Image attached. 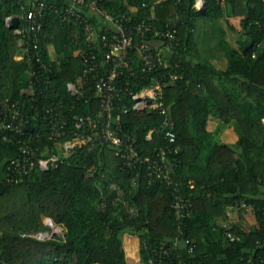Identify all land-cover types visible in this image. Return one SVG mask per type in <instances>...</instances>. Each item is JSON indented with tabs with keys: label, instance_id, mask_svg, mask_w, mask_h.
<instances>
[{
	"label": "trees",
	"instance_id": "obj_1",
	"mask_svg": "<svg viewBox=\"0 0 264 264\" xmlns=\"http://www.w3.org/2000/svg\"><path fill=\"white\" fill-rule=\"evenodd\" d=\"M32 2L0 0V104L7 98L24 104L26 118L35 129L29 134L41 146L39 155L46 157L58 153L59 142L76 140V117L98 116L100 105L91 80L83 82L77 95L68 90V82L77 81L82 70L77 53L84 45L79 24L63 21L50 7L45 9L37 56L50 65L51 73L40 69L33 38L16 34L7 25L8 16H24ZM195 2L103 0L107 11L118 16L131 14L135 23L150 17L158 29L173 24L178 28L176 43L184 49V58L177 52L167 55L181 64L182 76L163 86L162 98L174 121L176 145L180 146L174 168L179 185L149 183L141 165L137 168L138 182L133 184L131 178L137 170L119 165L115 146L88 127L85 134H92V138L87 137L85 144L61 156L57 166L7 182V166L17 157L18 148L0 132V258L5 264H127L125 232L140 235L147 261L160 238L177 234L179 222L172 204L180 195L190 197L193 203L192 214L183 222L185 236L196 246L192 253L184 246L179 254L173 253L174 264H247L251 255L255 261L264 258V0H205L203 9L195 7ZM228 15L244 16L240 41L244 37L246 40L240 42V48L230 44L223 30L222 20ZM24 25L21 18L20 27ZM19 40H23L22 59L15 58L20 52ZM52 43L54 55L50 52ZM28 46L34 55L32 61L24 51ZM215 49L226 56L225 69L213 63ZM128 56L131 61L120 80L128 89L116 102L113 122L122 126L125 134L136 136L142 155H154L167 143L164 117L157 108L135 110L129 91H140L152 83L153 77L169 74L173 68L160 67L150 74L131 76L132 68L141 71L140 58L134 50ZM32 66L37 73L31 79ZM48 75L50 82L45 84ZM214 78L228 86H221ZM31 80L33 95L26 91ZM45 85L50 90L48 97L40 94ZM52 101L61 104L68 125L60 135L49 139L44 110ZM228 102L233 104V115L244 124V135L236 146L221 144L210 151L209 115ZM150 130L153 132L148 137ZM38 132L40 137H36ZM204 152L209 161L201 167L198 160ZM92 166L94 175L89 176L87 171ZM112 183L124 191L122 197ZM261 191L263 195L259 196ZM241 199L255 207L257 227L248 232L232 228L237 239L230 241L215 223L226 215L229 205ZM126 201L137 209L128 210ZM42 216L61 225L66 236L55 235L48 240L24 237L23 232L50 230Z\"/></svg>",
	"mask_w": 264,
	"mask_h": 264
},
{
	"label": "built area",
	"instance_id": "obj_2",
	"mask_svg": "<svg viewBox=\"0 0 264 264\" xmlns=\"http://www.w3.org/2000/svg\"><path fill=\"white\" fill-rule=\"evenodd\" d=\"M21 1V0H17ZM205 0H196L195 7L203 9ZM52 8L59 12L63 21H73L80 25L82 30L83 46L77 50L80 56L82 70L77 81L68 82V90L71 94L81 93L83 82L91 80L95 83L96 96L99 100L100 112L98 116L87 115L76 117L75 125L77 129V138L74 141L59 142L57 144L58 153L52 152L49 156H40L41 146L36 142L35 136L29 134L25 124L29 121L24 112V104L18 99L7 98L0 104V132L4 139L17 146L18 155L12 158L7 166L6 181L17 182L22 177L30 175L34 171H46L51 166H57L61 156L71 154L76 145H82L87 142L85 130L88 127L94 135L101 137L103 140H109L116 149V155L119 156V165L137 170L136 175L131 178L133 184H137L140 170L138 166H144L149 183L157 181L168 185H179L175 178L174 168L176 165V154L180 146L176 145L177 134L174 130V121L169 115V109L163 100V86L177 80L182 76L180 73L181 64L172 62L167 55L172 49L178 47L177 35L178 28L176 24L166 29H158L150 22V17L140 19L137 23L133 22L131 14L114 15L107 11L103 5V0H34L29 6H26L25 15L20 17L25 20L23 27L14 28L16 34L26 33L33 38L32 47L36 56L40 54L39 33L44 29L43 17L45 9ZM94 11L102 18V25L98 26L92 18L82 9ZM13 16L7 17V24ZM23 40L21 41V45ZM30 47H25L24 51L28 52V61H32L34 55L29 53ZM134 50L140 58L139 69L136 72L132 68L130 75L136 76L139 73L150 74L155 69L173 68L169 74H164L160 78L153 77L152 83L142 88L140 91H129L133 96V108L142 111L148 108H157L163 115V126L165 127V139L167 143L157 149L154 155H142L137 148L136 136L126 133L122 126L114 125V112L116 102L123 97L128 88H124L120 81L125 74L124 67H127L131 61L129 51ZM168 52V53H166ZM23 56L21 57V59ZM40 69L51 73L46 62L41 56L36 57ZM37 70L32 66L30 78L36 75ZM50 75L44 80L45 84L50 82ZM128 83V82H127ZM30 95L35 93L33 81L26 90ZM47 85L40 90L43 97L49 96ZM54 101L48 105L44 113L49 124V139H52L63 132L68 125L66 112L60 108L61 104ZM35 130V129H34ZM150 130L148 137H151ZM28 133V134H27ZM40 137V133L36 134ZM92 138V137H90ZM95 167L88 169L87 175H94ZM111 187L117 188L119 196L122 197L124 191L116 184L112 183ZM125 206L130 211L137 209L135 204L126 201ZM238 205L245 208L255 207L241 199ZM172 207L175 211L177 223V234L172 238H160L157 245L152 248L146 264H174L173 253L179 254L182 246L187 247L188 253L195 250V242L185 236L184 219L192 214L193 203L190 197L180 195L173 202ZM52 226V221L47 218V226ZM49 226V227H50ZM31 230L23 232L24 237H32L39 240H48L55 235H63L58 230ZM223 233L230 241L237 239L232 226L228 223L222 225ZM63 230V229H62ZM1 250V249H0ZM251 255L247 264H264V258L253 259ZM0 264H5L0 258ZM102 264V263H93Z\"/></svg>",
	"mask_w": 264,
	"mask_h": 264
},
{
	"label": "crops",
	"instance_id": "obj_3",
	"mask_svg": "<svg viewBox=\"0 0 264 264\" xmlns=\"http://www.w3.org/2000/svg\"><path fill=\"white\" fill-rule=\"evenodd\" d=\"M82 9L96 24H98V26L102 25V18L97 13L87 9L86 7H83ZM136 10L137 9L135 7L131 8V11L133 12H136ZM243 21V15H228L222 20V26L227 40L231 45L237 48H240L241 41L246 40V37H244V39L242 38L240 41ZM21 41L22 40H19L18 43L20 52L15 56L16 59H21L23 56ZM50 52H52L53 55L55 54L53 43L50 47ZM174 52H177L180 57L184 58L183 48L175 47V49H172L171 53L173 54ZM213 54L215 55L213 57V63L217 66V68L225 69L227 67V58L224 56L223 51L215 49ZM214 80L221 86H223L222 84L228 86L224 80L221 81V79L219 80L218 78H214ZM233 108V104L228 102L221 108V110L210 113L207 123V129L210 133L208 136V146H210V151L221 144L236 146L240 138L244 135V124H242L238 116L233 115ZM208 161L209 157H206L204 152L198 160V165L204 167L207 165ZM190 172L192 173V169H190ZM262 195L263 192L261 191L259 196ZM225 223H228L232 226V228H238L241 231H251L254 227H257L255 210L252 208L242 207L237 203L231 204L226 208V215L223 218L218 219L215 224L218 227H222ZM123 243L126 251L127 264H146L147 261L145 260L141 250L140 235L137 233L125 232L123 234Z\"/></svg>",
	"mask_w": 264,
	"mask_h": 264
},
{
	"label": "water",
	"instance_id": "obj_4",
	"mask_svg": "<svg viewBox=\"0 0 264 264\" xmlns=\"http://www.w3.org/2000/svg\"><path fill=\"white\" fill-rule=\"evenodd\" d=\"M19 24H20V16L18 15H15L12 17L11 21H10V25L9 27L11 28H17L19 27ZM25 128L30 131V132H33L34 131V125L30 122V121H27L26 124H25ZM51 219V218H50ZM52 223L55 224L56 226V223L51 219ZM63 234L64 236H66V231L65 229L63 228Z\"/></svg>",
	"mask_w": 264,
	"mask_h": 264
},
{
	"label": "rangeland",
	"instance_id": "obj_5",
	"mask_svg": "<svg viewBox=\"0 0 264 264\" xmlns=\"http://www.w3.org/2000/svg\"><path fill=\"white\" fill-rule=\"evenodd\" d=\"M42 218H43V222L47 225V218H48V217H46V216H42ZM49 226H50V225H49ZM50 227H51V226H50ZM62 229H63V227H62L61 225H57V224H56L55 227H51V231H52V230H56V231L58 230V233H61L60 230H61L62 233H63V230H62Z\"/></svg>",
	"mask_w": 264,
	"mask_h": 264
},
{
	"label": "bare ground",
	"instance_id": "obj_6",
	"mask_svg": "<svg viewBox=\"0 0 264 264\" xmlns=\"http://www.w3.org/2000/svg\"><path fill=\"white\" fill-rule=\"evenodd\" d=\"M52 226L55 227V224L52 223Z\"/></svg>",
	"mask_w": 264,
	"mask_h": 264
}]
</instances>
